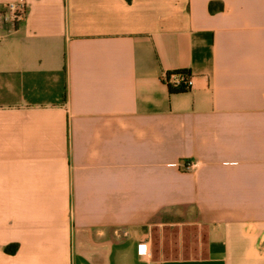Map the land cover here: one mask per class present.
I'll return each instance as SVG.
<instances>
[{
	"label": "crops",
	"instance_id": "obj_1",
	"mask_svg": "<svg viewBox=\"0 0 264 264\" xmlns=\"http://www.w3.org/2000/svg\"><path fill=\"white\" fill-rule=\"evenodd\" d=\"M24 2L0 30V264H264V0Z\"/></svg>",
	"mask_w": 264,
	"mask_h": 264
},
{
	"label": "trees",
	"instance_id": "obj_2",
	"mask_svg": "<svg viewBox=\"0 0 264 264\" xmlns=\"http://www.w3.org/2000/svg\"><path fill=\"white\" fill-rule=\"evenodd\" d=\"M208 8L210 12H214L217 9L214 3H210ZM26 12L27 9L25 10V14ZM22 21L23 20H16V16L9 11L7 5H4L0 9V30H3L6 33L13 32L19 27ZM186 76H190V73L186 70H179L165 74L163 81L167 86L168 92L170 94H178L188 91L184 83V77ZM177 81L179 82L177 83ZM16 249V245H10L5 247L4 251L6 254L12 255L15 253Z\"/></svg>",
	"mask_w": 264,
	"mask_h": 264
},
{
	"label": "built area",
	"instance_id": "obj_3",
	"mask_svg": "<svg viewBox=\"0 0 264 264\" xmlns=\"http://www.w3.org/2000/svg\"><path fill=\"white\" fill-rule=\"evenodd\" d=\"M9 8V11L16 16V20H23L25 16V10H26V5L24 0H17L15 2H11L6 4ZM180 81V79H179ZM177 81V83L179 82ZM184 83L185 87L190 90L192 87V78L191 76H186L184 77ZM140 256L146 255V252L144 251L143 247L141 248V251L139 252Z\"/></svg>",
	"mask_w": 264,
	"mask_h": 264
}]
</instances>
